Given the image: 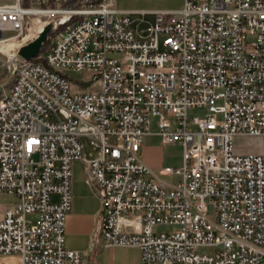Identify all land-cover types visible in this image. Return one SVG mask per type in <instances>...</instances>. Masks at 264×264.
<instances>
[{
	"label": "built area",
	"instance_id": "obj_1",
	"mask_svg": "<svg viewBox=\"0 0 264 264\" xmlns=\"http://www.w3.org/2000/svg\"><path fill=\"white\" fill-rule=\"evenodd\" d=\"M147 14L114 0L0 5V48L16 45L0 97V195L18 199L0 217V264H84L66 248L76 161L101 194L105 242L138 249L140 264H264V151L232 152L236 137L264 144V0H185L141 29ZM69 71L99 87L73 90ZM189 109L213 115L191 132ZM156 118L162 145L184 148L181 168L159 172L176 184L141 155Z\"/></svg>",
	"mask_w": 264,
	"mask_h": 264
},
{
	"label": "rangeland",
	"instance_id": "obj_2",
	"mask_svg": "<svg viewBox=\"0 0 264 264\" xmlns=\"http://www.w3.org/2000/svg\"><path fill=\"white\" fill-rule=\"evenodd\" d=\"M15 0H0V5H12ZM185 0H115V6L120 10L133 13V19L141 20V12H147L146 23L141 26V29H146L149 22L154 21L155 11H176L184 6ZM42 32L31 42H43ZM33 42V43H34ZM30 43V42H29ZM23 44V43H22ZM27 45V44H26ZM23 48V47H22ZM12 47L7 46L1 50L0 53V97L3 96L10 88L13 76L8 69L9 58L16 57V51L6 54ZM69 77L74 85L79 86L81 89L96 90L99 83H89L92 79L88 73L77 74L74 71L68 72ZM213 115L209 110L202 109H189L187 111V118L189 122V131L197 132L198 128L192 124V119H205ZM216 119L218 122L223 121V115L217 114ZM157 118L153 119L150 134L145 138V144L142 149V155L145 162L149 165L151 171L155 176L159 177V171L167 166L181 168L184 163V148L180 145L163 146L160 136H158V127L156 126ZM264 151V144L259 137H236L232 143V152L236 155H260ZM163 181L176 184L180 178L176 176L163 177ZM18 206V199L14 194H1L0 195V217L9 210H13ZM158 232H164L167 229L160 227ZM109 257L116 259L114 264H140V251L136 248H116L114 253L110 252Z\"/></svg>",
	"mask_w": 264,
	"mask_h": 264
},
{
	"label": "crops",
	"instance_id": "obj_3",
	"mask_svg": "<svg viewBox=\"0 0 264 264\" xmlns=\"http://www.w3.org/2000/svg\"><path fill=\"white\" fill-rule=\"evenodd\" d=\"M82 141L85 145V154L87 158H90L92 148L86 139ZM72 170L74 197L72 209L67 219L66 248L80 252L84 264H114L116 259L109 257V253H114L116 247L109 246L102 234L105 214L102 211L99 189L90 182L88 166L84 162L76 161ZM157 178L159 181L167 183L161 179L162 176H157Z\"/></svg>",
	"mask_w": 264,
	"mask_h": 264
},
{
	"label": "water",
	"instance_id": "obj_4",
	"mask_svg": "<svg viewBox=\"0 0 264 264\" xmlns=\"http://www.w3.org/2000/svg\"><path fill=\"white\" fill-rule=\"evenodd\" d=\"M46 33H47V30L42 34L41 39L43 42L46 40ZM41 45H42V43L40 44V42H36V43L34 42L31 45H29L28 47L22 49L21 55L26 59H30L37 54Z\"/></svg>",
	"mask_w": 264,
	"mask_h": 264
},
{
	"label": "bare ground",
	"instance_id": "obj_5",
	"mask_svg": "<svg viewBox=\"0 0 264 264\" xmlns=\"http://www.w3.org/2000/svg\"><path fill=\"white\" fill-rule=\"evenodd\" d=\"M41 43H43V42H40V44H41ZM7 46H9V47L11 46L12 49L9 50V52L6 54V56H8L9 53H12V52L16 51V45L10 42L9 44H7V45H5L4 47H1V48H0V53H1V50H2L3 48L7 47ZM10 59H12V58H10ZM12 60H14V58H13Z\"/></svg>",
	"mask_w": 264,
	"mask_h": 264
}]
</instances>
